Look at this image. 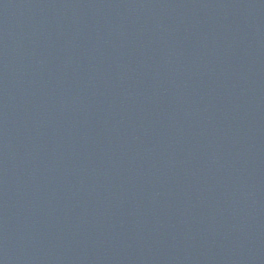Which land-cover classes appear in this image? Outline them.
<instances>
[{
  "label": "water",
  "instance_id": "1",
  "mask_svg": "<svg viewBox=\"0 0 264 264\" xmlns=\"http://www.w3.org/2000/svg\"><path fill=\"white\" fill-rule=\"evenodd\" d=\"M0 264H264V0H0Z\"/></svg>",
  "mask_w": 264,
  "mask_h": 264
}]
</instances>
